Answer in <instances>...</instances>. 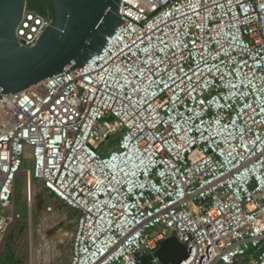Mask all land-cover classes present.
<instances>
[{
    "label": "built area",
    "instance_id": "built-area-1",
    "mask_svg": "<svg viewBox=\"0 0 264 264\" xmlns=\"http://www.w3.org/2000/svg\"><path fill=\"white\" fill-rule=\"evenodd\" d=\"M119 18L84 66L3 95L0 240L27 171L28 203L38 180L79 211L58 264H162L170 236L181 264H264V0H120ZM52 22L27 7L18 43Z\"/></svg>",
    "mask_w": 264,
    "mask_h": 264
},
{
    "label": "water",
    "instance_id": "water-1",
    "mask_svg": "<svg viewBox=\"0 0 264 264\" xmlns=\"http://www.w3.org/2000/svg\"><path fill=\"white\" fill-rule=\"evenodd\" d=\"M28 0H0V101L45 79L84 66L101 52L120 23V0H50L53 22L33 47L21 46L16 28ZM156 256L162 264L189 257L176 236L164 239ZM142 264H152L149 256Z\"/></svg>",
    "mask_w": 264,
    "mask_h": 264
},
{
    "label": "rangeland",
    "instance_id": "rangeland-1",
    "mask_svg": "<svg viewBox=\"0 0 264 264\" xmlns=\"http://www.w3.org/2000/svg\"><path fill=\"white\" fill-rule=\"evenodd\" d=\"M31 160L28 155L24 170L32 167ZM26 177L24 171L17 179L15 205L20 219L0 240V264L68 263L79 211L50 194L38 180L33 181V201L28 203Z\"/></svg>",
    "mask_w": 264,
    "mask_h": 264
},
{
    "label": "trees",
    "instance_id": "trees-1",
    "mask_svg": "<svg viewBox=\"0 0 264 264\" xmlns=\"http://www.w3.org/2000/svg\"><path fill=\"white\" fill-rule=\"evenodd\" d=\"M44 0H28L27 6L28 8L35 10L36 12L42 15H50L53 17L52 14V5L50 0L47 3H43ZM12 256V255H10Z\"/></svg>",
    "mask_w": 264,
    "mask_h": 264
},
{
    "label": "flooded vegetation",
    "instance_id": "flooded-vegetation-1",
    "mask_svg": "<svg viewBox=\"0 0 264 264\" xmlns=\"http://www.w3.org/2000/svg\"><path fill=\"white\" fill-rule=\"evenodd\" d=\"M49 0H44L42 4L47 3ZM27 8V7H26Z\"/></svg>",
    "mask_w": 264,
    "mask_h": 264
},
{
    "label": "bare ground",
    "instance_id": "bare-ground-1",
    "mask_svg": "<svg viewBox=\"0 0 264 264\" xmlns=\"http://www.w3.org/2000/svg\"><path fill=\"white\" fill-rule=\"evenodd\" d=\"M26 173H28V172L26 171Z\"/></svg>",
    "mask_w": 264,
    "mask_h": 264
}]
</instances>
